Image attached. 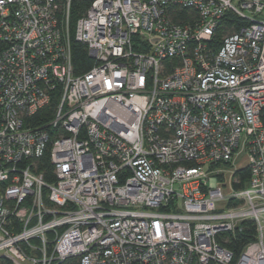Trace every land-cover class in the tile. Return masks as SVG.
<instances>
[{"label": "built area", "instance_id": "2783aa9c", "mask_svg": "<svg viewBox=\"0 0 264 264\" xmlns=\"http://www.w3.org/2000/svg\"><path fill=\"white\" fill-rule=\"evenodd\" d=\"M175 5L198 19L173 22ZM58 9L0 0V257L264 264V0H93L75 31L95 61L82 76ZM229 14L249 25L215 49ZM59 88L50 130L32 128ZM51 133L52 184L33 163ZM241 150L237 189L224 167ZM245 221L258 239L234 263L218 239Z\"/></svg>", "mask_w": 264, "mask_h": 264}, {"label": "trees", "instance_id": "16d2710c", "mask_svg": "<svg viewBox=\"0 0 264 264\" xmlns=\"http://www.w3.org/2000/svg\"><path fill=\"white\" fill-rule=\"evenodd\" d=\"M93 0H73L68 11L66 0H57L59 9L56 12L59 22L62 21L69 23L70 32V45L72 62L74 68V74L76 76H82L89 72L95 61L89 57L88 48L84 43L78 42L75 38L76 25L78 21L83 18L88 9L90 8ZM168 15L171 20L178 24L189 25L198 19V14L195 9H184L180 6L170 7ZM249 22L240 19L232 14H229L226 19L221 23V26L217 32L216 43L214 48L218 49L222 44V38L228 34H232L238 31L241 27L248 26ZM137 47V46H135ZM177 63V62H175ZM169 64V62H168ZM61 89L59 88L54 93H51V102L49 106L39 111L32 119L28 121V124L32 125V128H46L47 124L52 120L54 113H56L57 106L61 100ZM50 130L49 128H46ZM51 142L48 144L44 154L39 158H34V170L38 174H42L47 183H54L56 176L54 174V166L51 161V144L55 140L53 133ZM237 180L234 186L237 189L244 188L250 179V169L246 167L235 173ZM258 232L257 227L252 221H245L241 224L240 228L234 233L222 234L218 241L219 243L234 253V263H236L246 248L247 245L257 241ZM52 240V239H51ZM52 249V244L49 246V250ZM0 264H13L8 258L1 256ZM59 264H79L78 258H72Z\"/></svg>", "mask_w": 264, "mask_h": 264}, {"label": "rangeland", "instance_id": "374dc122", "mask_svg": "<svg viewBox=\"0 0 264 264\" xmlns=\"http://www.w3.org/2000/svg\"><path fill=\"white\" fill-rule=\"evenodd\" d=\"M248 166H249V163H248V159L246 156V152L244 150H241L238 153H236L235 158H234V162L232 163V165L225 166L224 168L228 169L232 172H236V171L242 170ZM232 172H231V174L228 173V179H229V176L232 175Z\"/></svg>", "mask_w": 264, "mask_h": 264}]
</instances>
